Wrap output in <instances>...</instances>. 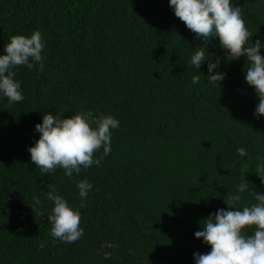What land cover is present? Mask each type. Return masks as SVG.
Instances as JSON below:
<instances>
[{
	"label": "trees",
	"instance_id": "obj_1",
	"mask_svg": "<svg viewBox=\"0 0 264 264\" xmlns=\"http://www.w3.org/2000/svg\"><path fill=\"white\" fill-rule=\"evenodd\" d=\"M232 2L252 43L264 42V0ZM36 30L47 41L43 71L19 66L25 99H0V264H195L194 254L211 248L194 233L228 209L240 181L264 194L256 172L264 117L254 115L246 58L228 61L212 42L206 55L220 58L226 79L210 83L208 62L202 72L189 64L203 43L168 0H0V54L12 36ZM88 110L119 120L102 166L71 179L61 168L42 176L28 151L39 139L35 125L48 112ZM83 179L93 189L81 208ZM49 185L80 209L85 234L75 243L50 235ZM255 203L245 192L238 207Z\"/></svg>",
	"mask_w": 264,
	"mask_h": 264
},
{
	"label": "clouds",
	"instance_id": "obj_2",
	"mask_svg": "<svg viewBox=\"0 0 264 264\" xmlns=\"http://www.w3.org/2000/svg\"><path fill=\"white\" fill-rule=\"evenodd\" d=\"M174 15L182 21L203 43L191 55L189 64L202 72L208 62V81L220 84L226 79V72L220 71L221 60L209 59L206 51L209 45L219 40L220 47L227 54L228 61H238L245 57L248 67L245 80L255 90L259 103L255 117H264V42L257 39L252 43L253 34L246 26L241 7L233 5L232 0H168ZM47 41L39 30L30 36L14 35L4 46L0 54V99L8 103H20L25 97L21 82L15 77L19 66L33 70L38 65L44 69ZM212 54V53H211ZM192 83L201 85L199 75H193ZM119 120L112 115L94 114L93 111H77L64 117V112H48L42 117V123L36 124L34 131L39 139L29 147L31 161L47 175L57 168L64 170V175L73 178L93 166H102V161L111 153L112 130L119 128ZM103 154L97 157V153ZM240 156H246L247 150L237 148ZM261 182L264 183V158L256 166ZM81 199L80 207L86 206L93 184L87 179L76 185ZM46 199L53 203L48 221L51 224L50 235L62 243H75L85 234L81 224L79 208H73L59 192L49 185ZM252 192L257 203L252 206L238 207L242 194ZM228 209H218L203 222V230L194 233L196 239L210 246L205 254L195 253V264H264V194L249 189V182L240 181L236 194H228ZM41 199L33 197L30 207L38 211ZM253 228V234L246 231Z\"/></svg>",
	"mask_w": 264,
	"mask_h": 264
}]
</instances>
